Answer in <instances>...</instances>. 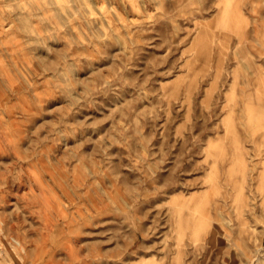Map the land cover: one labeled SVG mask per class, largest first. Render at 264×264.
<instances>
[{
	"label": "rangeland",
	"instance_id": "obj_1",
	"mask_svg": "<svg viewBox=\"0 0 264 264\" xmlns=\"http://www.w3.org/2000/svg\"><path fill=\"white\" fill-rule=\"evenodd\" d=\"M263 212L264 0H0V264H264Z\"/></svg>",
	"mask_w": 264,
	"mask_h": 264
},
{
	"label": "bare ground",
	"instance_id": "obj_2",
	"mask_svg": "<svg viewBox=\"0 0 264 264\" xmlns=\"http://www.w3.org/2000/svg\"><path fill=\"white\" fill-rule=\"evenodd\" d=\"M225 17V16H224ZM256 155V154H255ZM218 158V157H217ZM251 158V157H250ZM221 160V159H220ZM256 166V165H255ZM217 169V168H216ZM250 169V168H249ZM217 171V170H216ZM223 172V171H222ZM251 176V175H250ZM224 177V176H223ZM222 178V177H221ZM214 186V185H213ZM230 186V185H229ZM229 189V188H228ZM247 190V189H246ZM209 191V190H208ZM207 192V191H206ZM247 193V192H246ZM171 197V196H170ZM198 198V197H197ZM204 198V197H203ZM230 199V198H229ZM206 200V199H205ZM170 201V200H169ZM228 201V199H227ZM215 204V203H214ZM213 205V203H212ZM232 205V204H231ZM256 206V205H253ZM203 207V208H202ZM205 204L200 202V200L192 197V198H187L185 196H176L172 197L170 204H169V209H170V220H171V225L174 226V224L177 226H182L183 221L186 219L187 222L190 224V220L194 219L196 216H198V212L201 211L202 214L206 215H212L211 210H204ZM229 208V207H228ZM246 208V207H245ZM255 208V207H254ZM247 209V208H246ZM234 210V209H233ZM248 210V209H247ZM247 212V211H246ZM257 213V212H256ZM261 213V212H260ZM264 213V212H263ZM200 214V212H199ZM214 214V213H213ZM236 217V215H234ZM231 217V216H230ZM200 218V217H199ZM219 219V218H218ZM257 219V218H256ZM199 225L198 220H196ZM204 221V220H203ZM201 221V222H203ZM259 221V220H258ZM200 222V223H201ZM250 223V222H249ZM260 223V222H259ZM202 225V224H201ZM232 225V223H231ZM238 225V224H237ZM204 226V225H203ZM229 226V225H228ZM176 227V226H175ZM207 227V226H206ZM195 228V227H194ZM231 228V227H230ZM198 231V230H197ZM226 232V231H225ZM197 234V233H196ZM199 236V235H198ZM214 233V237H215ZM179 237V236H178ZM202 237V236H201ZM200 237V238H201ZM199 238V237H198ZM199 238V239H200ZM14 239V238H13ZM195 239V238H194ZM181 245V244H180ZM17 249V248H16Z\"/></svg>",
	"mask_w": 264,
	"mask_h": 264
}]
</instances>
